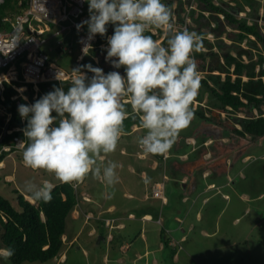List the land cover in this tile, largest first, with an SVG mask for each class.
Returning a JSON list of instances; mask_svg holds the SVG:
<instances>
[{"label":"clouds","instance_id":"obj_1","mask_svg":"<svg viewBox=\"0 0 264 264\" xmlns=\"http://www.w3.org/2000/svg\"><path fill=\"white\" fill-rule=\"evenodd\" d=\"M85 7L89 19L77 25L78 30L87 26L88 35L80 41L83 51L87 54L90 41L97 34L105 36L112 24L108 46H99L106 49V61L113 68L123 67L125 74H105L91 64L72 68L67 91L54 87L32 104L18 105L20 117L27 121L22 129L26 139L18 145L28 168L70 185L91 174L112 189L119 182V165L102 158L116 150L126 119L139 121L144 134L138 145L151 155H166L190 126L201 87L194 53L203 49L204 37L177 28L172 9L162 0H86ZM152 29L164 33V43L146 34ZM56 79L64 83L62 73ZM144 182L151 183V178L145 175ZM53 189L48 180L24 184L35 201H51ZM114 195L110 192L109 198Z\"/></svg>","mask_w":264,"mask_h":264},{"label":"rangeland","instance_id":"obj_2","mask_svg":"<svg viewBox=\"0 0 264 264\" xmlns=\"http://www.w3.org/2000/svg\"><path fill=\"white\" fill-rule=\"evenodd\" d=\"M181 1V0H180ZM190 2L191 0H187ZM253 3L248 4L245 0H215L218 5L224 6L230 9L231 6L241 7L240 10H235L237 18H245L248 23H256L260 30L264 33V0H252ZM164 3V1H162ZM197 3V2H196ZM185 1L179 2L178 0H172L171 9L174 14V22L176 26L182 17V13L185 7ZM186 8V7H185ZM88 9V7H87ZM194 9V8H192ZM200 10L196 4L194 14L191 16L188 29L190 31H196L198 34L203 35L207 41L214 43L215 39H221L224 42L222 49L213 47L212 50H207L206 47L202 49L204 53L209 54L205 57V69L208 64L214 65L219 57V61L222 62L221 55L225 52L231 54H237L242 49L247 51L242 55L244 62H247L250 54L253 55L252 59H256L258 50L252 48V44H249L247 38L238 40L236 29H232L229 25L224 24L223 15L219 16L220 21L216 24L213 16L209 13H204L203 16L197 17ZM190 13V11H189ZM158 34L162 32L157 30ZM47 48V47H46ZM252 48V50H250ZM259 50L264 55V48L258 44ZM51 61L56 65L64 69H72L75 66V55L56 53V51H49ZM106 56H104L105 58ZM22 58L16 61L19 71L21 68L19 62ZM115 59V58H114ZM196 59V58H195ZM199 63L200 60H197ZM108 63V64H107ZM111 62L105 61L102 64L101 69L104 66H110ZM8 66L1 69L5 71ZM216 72V71H215ZM204 71L200 72L201 77L204 75ZM224 76V74H222ZM25 88L19 90L21 93ZM206 98L202 104H205L209 100V95L204 93L202 95ZM208 103V102H207ZM196 108H201L197 101L193 104ZM203 107V106H202ZM203 109V108H202ZM204 111V110H203ZM207 116L217 120L222 119L221 126L228 125V119H233V116L226 112L218 113L205 108ZM213 113V114H212ZM258 113V112H257ZM256 116V113L252 112ZM224 115V116H223ZM239 117L246 116V112H238ZM218 117V118H217ZM211 122V120H209ZM216 124V121H212ZM189 129L186 128L183 132ZM144 134V130L134 134L138 139ZM260 144H254L252 148L246 150L249 155V162L246 164L247 169V181L249 183V197L256 196L257 193H264V138L261 139ZM128 137L122 134L118 146L113 153L106 155L107 160L117 161L121 145L127 143ZM220 144V142H219ZM172 149L169 151L172 153ZM117 154V155H116ZM171 159V158H170ZM172 160H174L172 158ZM167 160L165 161V163ZM22 166H18V172L26 169L23 161ZM119 174H123V170L117 171ZM127 172V171H126ZM91 181L95 177L89 174ZM156 178L160 176V170L155 173ZM222 180V176H219ZM93 178V179H92ZM89 179V180H90ZM0 185L5 187L0 190V195L8 198L11 201L9 195V189L7 184L3 185L2 177H0ZM178 178L169 177L165 181V195L168 196L169 202L167 204H160L159 200H152L155 206L154 219L148 222L141 223L138 219L139 213L133 206V203L138 205L145 203L137 198H121L118 194V199L126 201L128 204L126 212H135V218H127L126 215L120 214L121 211H117L116 214L120 215L124 226L115 227V220L110 223L101 225L96 218H90L88 223L84 222V217L70 221V228H67L69 234H75L78 232V238L73 242V245L67 248L64 245L62 252L65 251L66 257L58 260L52 259L48 261V264H264V196L262 197H250L251 200H239V196L229 192L227 188L211 189L202 195L201 199L193 207V210L185 214L186 208L189 206L190 201L185 203H178L176 205L175 200L169 196L175 189L174 182ZM33 181L39 184L37 177L33 176ZM98 187L103 188L108 193L116 189H109L101 181H97ZM24 189V187H23ZM103 192L100 193L101 197ZM228 192L229 197L224 199L221 197V193ZM210 198H207L210 196ZM9 196V197H8ZM116 196V195H114ZM117 198V196H116ZM203 198H206L202 200ZM114 200V197H112ZM12 202V201H11ZM149 202V201H147ZM176 205V207H174ZM248 207H245L247 206ZM161 222L155 221L157 218V211L160 210ZM139 210V209H138ZM196 211L199 214V218L196 217ZM178 214L183 217V222L175 221L173 216ZM93 225L94 233L89 234L88 230ZM71 235V234H70ZM71 235V236H72ZM99 235L105 237L104 240L98 241ZM161 236H165L171 239V245L164 246V241L161 240ZM71 238V237H70ZM173 240V241H172ZM120 241V243H118ZM126 244L127 249L124 251L119 249V244ZM106 254V260H103V256ZM0 264H12L6 257L0 256ZM21 264H41L38 261L23 262Z\"/></svg>","mask_w":264,"mask_h":264},{"label":"crops","instance_id":"obj_3","mask_svg":"<svg viewBox=\"0 0 264 264\" xmlns=\"http://www.w3.org/2000/svg\"><path fill=\"white\" fill-rule=\"evenodd\" d=\"M83 28L86 29L87 26L85 25ZM150 32L157 36L155 40L159 42H161L164 38L163 32L158 34V31H156V33H154L155 29H152ZM80 34L81 33L79 31L72 30L63 35L65 39H68L73 44V50L69 54L76 53L74 58L75 62L78 60V41ZM51 39L52 38H50V40ZM103 46H108L107 38L105 39ZM47 48L49 51H54L55 49H53L51 42H49ZM106 55L107 54H104V56ZM91 57L94 62L99 65L98 57ZM74 67H77V62ZM101 67L102 66L99 68ZM64 70L71 71V69L67 68ZM215 73H217V71ZM26 90L27 89L25 88L21 93H19L27 99V96H25ZM36 92L37 89H34V97L36 96ZM200 100L201 101L195 100V102L197 101V103H199V106H201V112H203L204 116L207 118H202L201 116L194 114V119L191 121L189 129L186 132L182 131L180 133L176 143L171 148L173 154H170L169 152L166 155H151L143 153L138 145V139L134 136V134L143 130L140 128L139 123L134 122L125 129L123 134L128 137V141L127 143L121 145L119 156L116 161L119 165L117 171L121 169L123 170L122 175L117 172L119 177V182L116 184L115 189V195L117 198L116 196H114V200L109 198V193L106 190L103 192V188L98 187L97 185V181H101L96 178L91 181L90 176L86 177L83 182L76 184L75 188L71 186L75 194L76 202L66 218L65 233L62 236L63 246L66 245L67 248H69L73 245L76 238H78V232L73 235L70 233L72 235L71 236L68 232L69 229L67 230V228L72 226L70 225L71 220L79 219L81 216L84 217V222L86 223L91 220L90 218H96L98 223L100 222L101 225H105L104 221L106 223H111L114 219L115 222L113 224H115V227L124 226L123 222L119 221L123 217L121 218L120 215L116 214L119 210L121 211L120 214L126 215L127 218H135V212H126V209L123 208L127 207L128 204L126 201L121 199L119 200L118 194L121 195L122 199L137 198V200L145 202L140 205L133 203V206L128 207H137L136 210L140 212L138 219L141 220V223L153 220L155 206L152 200H159L161 205L169 202L168 196L165 195V181L169 179L170 176L173 178L177 177L178 180L174 182L175 189L169 197L175 200L176 205L178 203L186 204L190 201L185 214L193 210V207L197 205L196 203L201 199L203 194L211 189H217V187L227 188L229 192H232V194H237L239 196V200L243 199L249 201L252 199L250 197L258 198L264 196V193L260 192L257 193L256 196L249 197L250 186L249 183H246L247 174L245 171L247 169L246 164L249 162L250 155L246 153V150L252 148L254 144H260L264 135L256 139H252V137L248 134L241 136L233 130L235 128L240 129V126L234 123L232 119L227 120V126H221L220 124L223 123L222 119L218 117L217 120L209 118L205 108L207 107L213 112H218L219 114L226 111L222 112L221 110L211 108L207 105V102L202 104L203 101H206V98L203 96ZM193 108L195 109L196 107L193 106ZM129 111H131L130 106ZM254 112L256 113L257 111L254 110ZM226 113L233 116L230 112ZM237 113L238 112H236L235 116H238ZM5 117L6 112L4 114V118ZM209 120H211V122H209ZM212 121H216V124ZM2 129L3 127L0 125V134ZM172 158L174 160H172ZM102 159L103 161H107L106 156ZM166 160L167 162L165 163ZM22 161V152L15 149L5 151L3 156L0 158V177H2V181L4 183L3 185L7 184L9 195H13L11 196L12 202H10L14 206H16L17 203L15 190L21 193L28 201L34 202V200L30 198L29 194H27L23 189L25 182L33 180V176L37 177L39 184L44 180H48L54 185L61 183L56 180L52 174L43 170H34L27 167L26 169L20 170L22 172H18V166H22ZM159 170L160 176L156 178L155 173ZM145 175L151 178V183L146 184L144 182ZM220 175L222 176V180L219 177ZM156 184L161 186L160 196L152 195V188ZM4 188L5 187L0 185V190ZM98 190L99 192H103L102 197L100 193H97ZM210 197L211 195L207 198ZM221 197L227 199V197H229V193L223 192L221 193ZM204 199L206 198H203L202 200ZM176 205H174V207H176ZM245 207H248V205ZM160 211L161 209L156 213L157 218L155 221L157 222L162 221ZM196 217L199 218L197 211ZM173 218L175 221L179 222H183L184 220V218L178 214H175ZM1 233L2 228L0 227V237ZM88 233H94L93 225L89 228ZM98 238V241L105 239L103 235H99ZM170 242L171 239L168 242L171 245ZM118 243H120V241ZM127 246L128 245L123 243L118 245L119 249L123 251L127 249ZM0 256H7V250L3 247L1 240ZM60 257L61 259L66 257L65 251L54 259L58 260ZM103 260H106V254H104Z\"/></svg>","mask_w":264,"mask_h":264},{"label":"trees","instance_id":"obj_4","mask_svg":"<svg viewBox=\"0 0 264 264\" xmlns=\"http://www.w3.org/2000/svg\"><path fill=\"white\" fill-rule=\"evenodd\" d=\"M171 8L172 0H162ZM181 2L180 0H178ZM248 4L253 3L252 0H245ZM18 0H3L0 3V28H8L9 24L2 21V16L10 15L18 10ZM198 9L200 12L197 17L203 16V11L211 14L218 24L220 17L218 14L223 15V23L229 25L232 29L237 30V39L242 40L247 38L249 44H252V48L258 50V56L254 60L253 55L250 54L249 60L244 62L242 55L247 51L243 49L238 51L237 54H231L225 52L221 55L222 62L219 61V57L214 65L208 64L205 69V57L209 54L204 53L202 50L199 53H194L197 60H200L198 64V70L204 71V75L201 77V87L199 94L196 98L197 101H201L202 95L207 93L209 100L207 105L211 108H215L221 111L230 112L233 114L234 123L240 126V129H233L237 134H248L252 139H256L264 135V79L261 77L264 75L263 70L260 68L255 70L257 65L264 62V55L259 50L258 44L264 48V33L260 30V27L254 23H248L245 18H237L235 10H240L241 7L231 6L230 9L215 4L212 0H196ZM252 6V4H251ZM194 14V9L190 10V18ZM179 19H182L179 18ZM107 34L100 36L97 34L96 41L93 43L94 47L89 50L88 54H85L80 61V65L91 64L93 67H100L105 62L104 54L106 49L99 45L105 41L108 34L112 35L114 26L109 24L107 26ZM84 29V31H86ZM80 33H83L80 32ZM51 32L46 33V42L42 45V50L48 55V60L51 61L49 50L46 48L51 42L54 51L56 53H67L62 51L60 47H54V38L50 40L48 38ZM154 39L156 35L148 32ZM204 37V36H203ZM66 42L70 43L68 39ZM165 42V37L161 43ZM204 46L207 50H212L213 47L222 49L225 45L221 39H215L214 43L207 41L204 37ZM73 50V44L70 45ZM46 48V50H45ZM250 48V50H252ZM91 56H97L99 59V65L94 62ZM108 64V63H107ZM77 64V66H80ZM103 71L105 74L111 71H118L121 75H124V68H113L112 65L104 66ZM214 71H217L215 73ZM224 74V76H222ZM89 78L93 75L87 73ZM69 79L61 81H47L37 84V92L34 97V88L32 84L26 85L25 99L16 89L11 85L5 83L3 90V100L0 103L4 107L5 112L9 113V119L5 122L3 117H0V125L3 127L0 134V158L5 151L2 147L10 143L14 136L22 137V129L26 127L27 121L22 119L18 113V105L20 104H32L44 94L52 91L54 87H63L65 91L69 86ZM16 85H23L17 83ZM199 98V99H198ZM229 108V109H228ZM253 110H256L257 115H253ZM236 112H246L244 117L235 116ZM194 114L207 118L201 112V108H195ZM55 115V113H53ZM139 123L138 120L131 118L124 121L128 128L132 123ZM17 203L16 206L5 197L0 195V227L2 228L1 243L7 250L6 258L12 264H21L23 262L38 261L42 264H48L47 262L54 259L61 254L63 249L62 236L65 233L66 218L73 206L75 205V194L70 184L58 183L54 185L52 191V199L49 202L35 201L30 202L24 198V196L15 190ZM161 240L164 241V246L169 245V240L165 236H161ZM9 249L12 251V255H8Z\"/></svg>","mask_w":264,"mask_h":264},{"label":"built area","instance_id":"obj_5","mask_svg":"<svg viewBox=\"0 0 264 264\" xmlns=\"http://www.w3.org/2000/svg\"><path fill=\"white\" fill-rule=\"evenodd\" d=\"M182 1H185L186 8L184 7L182 20L177 28H188L189 10L196 7V2L195 0L189 3L186 0ZM2 2L3 0H0V3ZM85 3L86 0H18L17 12L2 16V21L8 23L9 27L0 28V100L4 98L5 83L19 92L21 88H26L27 84H32L33 88L37 89V84L40 82L60 81L56 79L58 72L63 74L64 80L69 79L71 71H66L49 61L47 53L42 50V45L46 42V33L51 32L48 38H54V47H60L62 51L71 53L72 43L66 42L63 35L72 30L83 31L78 41L79 54L76 62L79 64L85 55L80 41L88 35V31H84V28L77 29V25L89 19ZM203 13L208 12L203 11ZM218 15L222 16V14ZM95 40L96 36L90 41L91 49L94 47ZM19 58H22L19 62L21 72L16 63ZM6 66L8 69L1 71ZM260 68L264 72V62L261 66L257 65L255 70L258 71ZM261 77L264 79V75ZM16 82L23 85H16ZM4 111L0 103V117L4 118ZM8 116L10 114L6 112L5 121L9 119ZM21 141H24L22 137L14 136L10 143L2 147V150L15 149L22 152L18 145ZM71 186L75 188L76 184ZM152 195H161L159 184L152 188ZM106 224L110 225L109 222Z\"/></svg>","mask_w":264,"mask_h":264}]
</instances>
